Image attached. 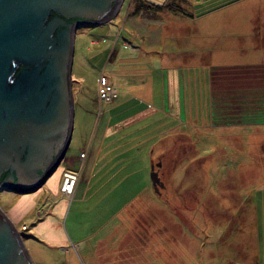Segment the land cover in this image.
<instances>
[{
  "label": "rangeland",
  "instance_id": "obj_1",
  "mask_svg": "<svg viewBox=\"0 0 264 264\" xmlns=\"http://www.w3.org/2000/svg\"><path fill=\"white\" fill-rule=\"evenodd\" d=\"M234 9L247 17L264 16V0H242ZM243 21V26L250 24ZM120 27L113 16L76 31L71 66L73 128L65 154L75 158L62 161L34 192L0 191L2 208L22 196L30 198L28 203L36 201L22 220L25 226L19 228L32 261L36 260L32 254L47 258L52 252L56 260L50 264H264V136L261 140L254 132L237 129L215 139L210 130H190L194 124L187 119L186 140L179 136L183 133L175 132L172 135L179 137L166 141L171 134L154 129L161 139L153 142L156 152L149 158L153 128L145 123L139 125L143 128L139 144L132 139L138 135L136 126L106 137L105 141L115 143L104 148L87 172L77 159L80 149L88 150L99 138L107 117L118 115L116 110L130 109L127 99L101 97L99 89L111 87L114 71L103 73L101 56L95 52L91 57L103 40L89 43L103 30L116 36ZM198 108L206 112L207 102ZM151 166L159 178L156 186L151 182ZM64 169L79 173L60 222L68 245L46 241L30 226L48 199L53 202L62 197L59 185ZM237 195L242 196L239 203L247 205L248 212L229 227L240 218L230 202Z\"/></svg>",
  "mask_w": 264,
  "mask_h": 264
},
{
  "label": "crops",
  "instance_id": "obj_2",
  "mask_svg": "<svg viewBox=\"0 0 264 264\" xmlns=\"http://www.w3.org/2000/svg\"><path fill=\"white\" fill-rule=\"evenodd\" d=\"M171 1L186 8L188 13L167 9L165 5ZM241 1L146 0V5L150 7L145 9L138 6L140 0L123 1L114 15L116 22L121 24L116 36L103 30L99 37L90 39L89 43L92 46L96 44L97 38L103 40L91 57L95 52L101 56L99 68H102L103 73L114 71V80L109 82L111 87L107 89L115 91L113 99L118 96L121 100L127 99L125 102L129 103L127 107L130 109L126 112L116 110L118 115L107 117L105 125L98 131L99 138L88 150H79L77 159L85 167V172L95 165L105 147L115 143L105 141L106 137L136 126L138 135L132 136V139L138 142L143 129L139 125L145 123L153 128L151 137L154 139L147 150L149 158L156 152L153 142L161 139L160 135L156 136L154 129L161 130L163 135L165 132L170 133L166 135V141L179 136L185 139L184 135L189 133L187 119L194 124L190 130H210L215 139L234 133L237 129H247L262 140L264 16L255 14L247 17L243 12H235V5H240ZM182 2L185 5H181ZM244 19L250 21L251 25L243 26ZM200 68L206 70L204 76ZM204 100L207 102L206 112L198 108L199 105L203 106ZM119 115L121 123L117 119ZM175 132L183 134L175 137L172 135ZM83 151L85 155L81 158L79 153ZM73 158L69 156L66 159ZM76 185L77 181L74 191ZM53 191L56 192V188ZM60 194L62 197L56 201L48 199L43 204L41 210L37 211L38 219L30 226L40 238L68 245L60 223L67 196ZM241 195L230 200L233 211L241 210L240 218L226 226L237 225L235 221L247 215L248 206L239 203ZM244 196H249V192ZM25 198L18 197L16 201L6 204L5 208L0 207L17 228L24 225L22 220L36 205L34 199L28 203L26 201H30V198ZM212 198L215 197L212 195ZM240 205H245V208H239ZM64 250L69 248L66 246ZM248 252L253 253L250 250ZM32 255L36 259L34 263L41 261V264H50L56 260L52 252L47 258L41 253Z\"/></svg>",
  "mask_w": 264,
  "mask_h": 264
},
{
  "label": "water",
  "instance_id": "obj_3",
  "mask_svg": "<svg viewBox=\"0 0 264 264\" xmlns=\"http://www.w3.org/2000/svg\"><path fill=\"white\" fill-rule=\"evenodd\" d=\"M123 1L0 0V177L6 173L11 191H36L69 146L78 26L67 20L95 26L110 20ZM18 64L23 68L14 75ZM150 178L159 183L153 168ZM23 238L0 208V264H33Z\"/></svg>",
  "mask_w": 264,
  "mask_h": 264
},
{
  "label": "built area",
  "instance_id": "obj_4",
  "mask_svg": "<svg viewBox=\"0 0 264 264\" xmlns=\"http://www.w3.org/2000/svg\"><path fill=\"white\" fill-rule=\"evenodd\" d=\"M116 96V93L114 90L106 89L105 91H102L101 97L105 100H109L111 98H114ZM85 155V152H80L79 156L83 158ZM78 179V172L74 170H64L61 175V182L59 185V190L61 193L65 194L66 196H71L74 192V186ZM24 226H22L23 228Z\"/></svg>",
  "mask_w": 264,
  "mask_h": 264
},
{
  "label": "flooded vegetation",
  "instance_id": "obj_5",
  "mask_svg": "<svg viewBox=\"0 0 264 264\" xmlns=\"http://www.w3.org/2000/svg\"><path fill=\"white\" fill-rule=\"evenodd\" d=\"M68 22H71V23H76L77 25L76 26H78L77 28L78 29H82V28H88V27H90L92 24H88L87 23V20H85V19H82V18H71V19H68L67 20ZM77 29V30H78ZM76 30V31H77ZM57 32V29L54 31V35H55V33ZM21 68H23V66L21 65V64H18L17 66H16V69H15V72H14V75L15 74H17V72L21 69ZM72 88H73V82H72ZM72 94H73V91H72ZM68 149V148H67ZM67 151V150H66ZM65 154H66V152H65ZM66 160V156H64L63 157V159H62V161H65ZM61 161V162H62ZM60 162V163H61ZM59 163V164H60ZM59 164H58V166H59ZM57 166V167H58ZM56 167V168H57ZM47 180V179H46ZM45 183V182H44ZM43 185V184H42ZM41 185V186H42ZM41 186L39 187V188H41ZM13 188V185H12V182H11V180L6 176V173H2L1 174V177H0V191H3V192H10V193H15V192H13V191H11V189ZM38 188V189H39ZM34 192V191H33ZM15 194H18V193H15ZM20 196V195H19ZM24 226V225H23ZM21 228H22V226H21Z\"/></svg>",
  "mask_w": 264,
  "mask_h": 264
},
{
  "label": "trees",
  "instance_id": "obj_6",
  "mask_svg": "<svg viewBox=\"0 0 264 264\" xmlns=\"http://www.w3.org/2000/svg\"><path fill=\"white\" fill-rule=\"evenodd\" d=\"M146 3H148V2H146V0H144V1L140 0V4L138 6H141V7L143 6L144 7L143 9H145V7H150V6H147ZM165 7L167 9L171 10V11H178V12H182V13H188L186 8H184L183 6H180L179 4L175 3L174 1H171V2L167 3V5H165ZM239 212H241V210Z\"/></svg>",
  "mask_w": 264,
  "mask_h": 264
}]
</instances>
